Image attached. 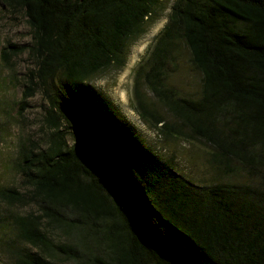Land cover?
Segmentation results:
<instances>
[{
  "label": "trees",
  "instance_id": "obj_1",
  "mask_svg": "<svg viewBox=\"0 0 264 264\" xmlns=\"http://www.w3.org/2000/svg\"><path fill=\"white\" fill-rule=\"evenodd\" d=\"M0 3L31 34L25 49L2 48L1 60L10 71L29 53L21 108L39 92L49 130L45 147L19 148L38 214L14 218L23 246L8 242L0 219V264H264V0H173L136 70L134 109L163 142L200 141L217 176H245L208 185L158 155L90 81L125 65L163 0ZM178 52L200 74L197 97L166 84ZM142 81L171 120L150 108ZM0 201L23 194L0 186ZM45 228L69 239L54 242Z\"/></svg>",
  "mask_w": 264,
  "mask_h": 264
},
{
  "label": "rangeland",
  "instance_id": "obj_2",
  "mask_svg": "<svg viewBox=\"0 0 264 264\" xmlns=\"http://www.w3.org/2000/svg\"><path fill=\"white\" fill-rule=\"evenodd\" d=\"M172 1L163 0L164 9L158 10V18L146 24L141 36L131 42L127 50L125 65L120 69L110 67L101 71L90 80L91 84L103 90L112 99L122 114L139 129L143 141L158 155L164 158L174 157L176 167L186 177L199 183H205L204 185L210 184L213 180L243 181L245 178L243 173H235L223 178L215 174L207 160L210 152L207 144L200 141L185 142L180 139L163 142L156 132L141 120L134 109L133 84L136 70L146 59L154 43V37L166 22ZM8 43L25 49L31 44V34L23 15L21 13L11 15L0 3V52ZM28 54L25 50L24 54L15 57L12 60L10 71L0 56V186L13 187L23 194L21 203L11 205L0 201L2 230L8 242L13 246L24 245L17 236L14 218L29 213L38 214L37 205L34 204L30 192L27 191L29 187H26L16 167L19 148L21 144H24L30 149L35 143L40 147H45L49 134L43 122L46 103L39 92L28 98L25 109L21 108L24 89L22 76L28 69L35 67L33 61L27 56ZM178 54V66L170 70L166 84L173 86L179 95L197 97L200 91V74L188 65L187 54L181 52ZM140 84V91L150 108L167 120H171V115L147 89L143 81ZM33 87V84H28V91ZM34 91H39L37 86ZM45 234L54 242L61 243L69 239L64 233L56 230L53 233L46 230ZM0 259H2L1 254ZM65 264H70V262Z\"/></svg>",
  "mask_w": 264,
  "mask_h": 264
}]
</instances>
